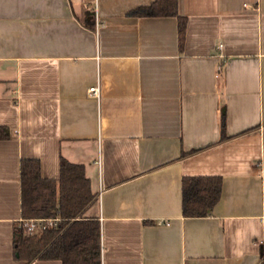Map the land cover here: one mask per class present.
Returning a JSON list of instances; mask_svg holds the SVG:
<instances>
[{
    "label": "crops",
    "instance_id": "crops-1",
    "mask_svg": "<svg viewBox=\"0 0 264 264\" xmlns=\"http://www.w3.org/2000/svg\"><path fill=\"white\" fill-rule=\"evenodd\" d=\"M152 1L0 0V264H26L20 159L56 179L61 156L97 195L101 264H264V0H178L181 52L174 17L126 15ZM200 175L219 200L184 217L181 179Z\"/></svg>",
    "mask_w": 264,
    "mask_h": 264
},
{
    "label": "trees",
    "instance_id": "trees-1",
    "mask_svg": "<svg viewBox=\"0 0 264 264\" xmlns=\"http://www.w3.org/2000/svg\"><path fill=\"white\" fill-rule=\"evenodd\" d=\"M130 17H174L177 21V44L181 52L185 43L187 17L178 11V0H153L126 12ZM84 25L95 29L94 12L86 11ZM10 138L7 126L0 125V140ZM224 116L220 119L222 143ZM215 143V144H216ZM201 149L182 151L180 157ZM220 176H183L181 209L184 217L207 216L221 194ZM20 216L22 219L58 218L59 221L40 233L26 234L21 221L13 227L15 258L29 264L36 260H59L61 264H101L99 221L86 217V210L96 201L90 180L81 163L59 159L58 178H43L37 158H21L19 162ZM258 264H263L260 261Z\"/></svg>",
    "mask_w": 264,
    "mask_h": 264
},
{
    "label": "built area",
    "instance_id": "built-area-1",
    "mask_svg": "<svg viewBox=\"0 0 264 264\" xmlns=\"http://www.w3.org/2000/svg\"><path fill=\"white\" fill-rule=\"evenodd\" d=\"M88 93L97 96L98 87L92 86L88 88ZM59 221L58 218H38V219H22L21 226L25 229L26 234L40 233L49 226L56 224Z\"/></svg>",
    "mask_w": 264,
    "mask_h": 264
}]
</instances>
